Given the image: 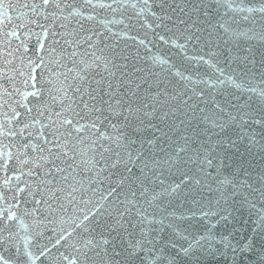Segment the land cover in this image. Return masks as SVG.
I'll use <instances>...</instances> for the list:
<instances>
[{
	"label": "water",
	"instance_id": "95a60500",
	"mask_svg": "<svg viewBox=\"0 0 264 264\" xmlns=\"http://www.w3.org/2000/svg\"><path fill=\"white\" fill-rule=\"evenodd\" d=\"M0 2V264H264V0ZM61 24L91 40L33 86Z\"/></svg>",
	"mask_w": 264,
	"mask_h": 264
},
{
	"label": "snow or ice",
	"instance_id": "6c2138e0",
	"mask_svg": "<svg viewBox=\"0 0 264 264\" xmlns=\"http://www.w3.org/2000/svg\"><path fill=\"white\" fill-rule=\"evenodd\" d=\"M55 6V8L60 9L61 8V4L58 2V0H41V3L39 5L37 4H32L31 6L24 4L22 5V7L29 9L31 11V13L33 15H44L45 18H47V13H46V9L53 5ZM5 5L0 2V24L3 23V18L5 16V13L3 11ZM21 15H26V13H21ZM56 14L53 13V16H55ZM10 19V17H9ZM33 23H37L36 21H33ZM43 27V26H41ZM61 29H65L64 31H60V32H56L53 31L51 33V35L53 36V40L51 41L48 49L45 51V46H44V42L39 40L37 41V48H36V53L39 56V60H40V64L37 65L35 63V61L33 60H29L28 63L29 65L32 66L31 71L28 74V78L30 80L33 81V86L35 83V68L36 67H41V66H45V56H47V64L48 65H52L55 66L57 69H59L60 67H66L64 61L66 59H72L73 63H75L74 58L78 55V48L80 46V44L82 43L83 40H91V36L88 37H79L78 38V33L75 29L72 30H67L66 29V25L61 24ZM10 35H16V33H10ZM25 35H28V33H25ZM48 32L47 29L44 28V36L45 38L47 37ZM59 36L60 39H56V37ZM62 41V43H61ZM59 46V48L57 47ZM91 46V45H90ZM21 47L23 48L25 53L29 52V48L27 46L26 43H22ZM68 49H71V51H68ZM83 62V61H81ZM49 73L51 77H54L55 80L50 79L49 83L50 84H54V85H58V87L55 89L58 92L63 93L62 97H59V99L61 100V103L63 102V98H68V99H72V97H69V89H71L74 93H76L80 100L81 103L83 104V108L88 110L89 112L91 111H100V109H97L95 107V105L93 104L91 107L88 103L87 100L84 99V96L87 95L89 100H95L96 97L92 94L95 89H91L90 87H83L81 85H70L67 84V76L65 73H62L60 71H53V69L51 67H49ZM23 74V73H21ZM63 76L64 80H61L60 77ZM81 80H83V77H80ZM27 80L25 81V83L27 84ZM99 83V82H98ZM29 94H33V93H29ZM38 94V93H36ZM52 99L55 101L58 99L57 96H52ZM70 107V105H69ZM29 112H31V109H28ZM41 115H43V113H41ZM56 115L59 117L62 115V113H56ZM17 116H19V113H17ZM48 119L51 121V116L48 117ZM38 121H33V123H36ZM63 125H71L72 124V120L71 119H67L64 118L62 121ZM29 125H25L24 128L20 129V133L21 135L24 134V129L27 128ZM50 128H53L54 130L51 132L52 135V141H49L48 137L44 135L43 132V128L44 125H41V132H40V136L43 138L44 143L50 144V143H55V146L57 147H62V152L57 153L56 154V159H60L61 156H63L66 160L67 159H74V157H69V151L70 149L68 148V144L70 143L69 140L65 139L63 141V145H61V141H60V137L61 136H65V137H70L71 136V132H60L58 128H56V122L52 121L51 124L49 125ZM91 127H96L95 122L92 123ZM83 128V125L80 126V129ZM80 129H77L78 131ZM25 147H27V145H25ZM41 151H44V149H41ZM105 151H107V149H105ZM52 156L51 151L49 150V157H45V156H40L39 159L40 160H50ZM54 163V161H51ZM34 163H36V161H34ZM57 171H62L61 168L57 167L56 168ZM29 175H33V173L31 171H29ZM7 182V181H6ZM20 191H23V189H20ZM37 204L40 203L39 200L36 201ZM83 264H89V261L87 259V257H85V260L83 261Z\"/></svg>",
	"mask_w": 264,
	"mask_h": 264
}]
</instances>
